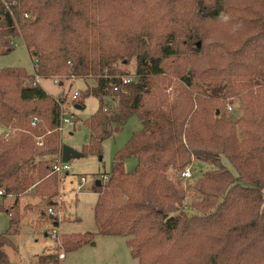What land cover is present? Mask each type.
Masks as SVG:
<instances>
[{
  "label": "trees",
  "instance_id": "16d2710c",
  "mask_svg": "<svg viewBox=\"0 0 264 264\" xmlns=\"http://www.w3.org/2000/svg\"><path fill=\"white\" fill-rule=\"evenodd\" d=\"M18 38L34 73L0 69V123L30 133L0 140V197L17 204L54 174L60 111L37 77L95 78L73 100L84 107L85 98L99 99L81 156L100 157L115 124L137 116L141 127L115 153L108 182L93 188L97 232L64 234L66 251L101 234L125 237L139 264H264V0H0V55ZM134 57L125 84L118 63ZM169 67L188 89L166 109L151 80ZM232 97L241 102L238 119L226 117ZM195 160L213 168L193 179L188 205L182 180L167 171L183 176ZM11 245L0 234V264H11ZM45 256L38 264L58 263L55 253Z\"/></svg>",
  "mask_w": 264,
  "mask_h": 264
},
{
  "label": "rangeland",
  "instance_id": "374dc122",
  "mask_svg": "<svg viewBox=\"0 0 264 264\" xmlns=\"http://www.w3.org/2000/svg\"><path fill=\"white\" fill-rule=\"evenodd\" d=\"M213 27L220 28L216 23H213ZM15 43L16 46L11 52L0 55V69L17 68L28 74H33L34 56L29 53L21 38H18ZM136 65L135 57L118 63V67L128 76L133 75ZM166 65L170 66V60H167ZM38 81L49 94L53 95L56 101L57 99L64 101L63 110L74 120V124L67 125L63 132L54 131L59 149L55 158L62 153L63 145H68L82 153L90 138L85 120L95 114L99 108V99L89 96L84 100V107L78 109L72 96L79 92L81 97V92L86 86L88 88L96 86V79L67 78L64 75H58L52 78H39ZM24 82L28 83L29 81L27 79ZM151 84L155 99L160 100L159 103L164 104L166 109H171L174 104L177 105L182 99L183 90L188 89L177 72H172L170 67L166 69L165 74L153 77ZM78 101H82V98H79ZM227 102L228 114L226 117L238 119L243 113L239 98L232 97ZM140 127L141 123L137 116L131 117L124 125L115 124L112 135L102 142L100 157L95 153H87L84 156L71 159L69 161L71 171L67 174L50 173V177H47L44 184L21 194L17 204V197L14 195L7 198L0 197V234L9 235L12 240L13 245L5 247L11 264H38L42 256L54 253L55 256H58L59 253L66 251L64 244L66 236L64 234L97 232L94 207L98 200V194L93 191V188L97 181L102 183V186L107 183L104 177L109 179L115 153L126 145L133 133ZM14 128L6 127L0 123V140L16 142L21 139L22 134L30 133L25 129ZM7 133H10L8 137ZM35 139L37 141V138ZM35 144V149L43 150L40 148L41 146ZM41 159L46 161L49 157L36 156V162L40 163ZM224 163L233 170L226 159H224ZM135 166L136 162L130 160L127 163V170L132 172ZM212 168L213 165L210 163L195 160L190 169L192 176L184 177L182 172L175 169H168L167 174L169 179L176 184L180 179L182 180V185L188 192L186 201L189 205L195 199L191 183ZM81 176L86 178L85 182L81 181ZM55 185L56 192L50 193ZM51 206L54 211L53 216L60 220L58 225L49 219L51 213L48 210ZM13 212L14 214H11ZM13 219L16 223H13ZM57 228L61 229V234L57 239H53L52 230ZM57 264L139 263L132 257L125 237L96 234L94 244L90 243L79 249L66 251L65 258Z\"/></svg>",
  "mask_w": 264,
  "mask_h": 264
},
{
  "label": "built area",
  "instance_id": "2783aa9c",
  "mask_svg": "<svg viewBox=\"0 0 264 264\" xmlns=\"http://www.w3.org/2000/svg\"><path fill=\"white\" fill-rule=\"evenodd\" d=\"M26 16H28V15H26ZM133 78H134V76H124V77H122V80H123V83L127 84V83H130L133 80ZM37 79H39V78L37 77ZM115 90H118V89L116 88ZM78 97H79V92H76L72 96V98L74 100L77 99ZM57 103H58V106H59L60 113H59V123H58V125L56 127V131L63 132L67 125L74 124V120H73V118L70 115L66 114V112L63 110L62 106H63L64 101H62L60 99H57ZM35 121H36V119H35ZM9 135H10V133L6 134L7 137ZM36 143L39 146H42L43 145V138L42 137H38ZM71 169L72 168H71L69 162H64L63 161L62 153L55 158V161H54V164H53V172L54 173L67 174L69 171H71ZM183 176L184 177L191 176L190 171L184 172ZM104 178H106L105 181L108 182V178L107 177H104ZM80 179H81L82 182L86 181V178L84 176H81ZM0 193H2V191H0ZM48 212L51 213L52 216L54 215V211H53L52 207L49 208ZM59 222H60V220H56L55 224L58 225ZM60 234H61V229L57 228V229H53L52 230L51 236L53 237V239H57L60 236ZM65 256H66L65 252L59 253V255L57 256V261L60 262L61 260H63L65 258ZM51 264H56V263H51Z\"/></svg>",
  "mask_w": 264,
  "mask_h": 264
},
{
  "label": "water",
  "instance_id": "95a60500",
  "mask_svg": "<svg viewBox=\"0 0 264 264\" xmlns=\"http://www.w3.org/2000/svg\"><path fill=\"white\" fill-rule=\"evenodd\" d=\"M200 45V44H199ZM76 108L82 109L83 107L81 105H76ZM81 156V152L75 150L74 148L64 145L62 149V159L64 162H69L73 158H77ZM96 185H100V182H96ZM50 219H54V216H50Z\"/></svg>",
  "mask_w": 264,
  "mask_h": 264
},
{
  "label": "crops",
  "instance_id": "0c3cea01",
  "mask_svg": "<svg viewBox=\"0 0 264 264\" xmlns=\"http://www.w3.org/2000/svg\"><path fill=\"white\" fill-rule=\"evenodd\" d=\"M98 182V181H97Z\"/></svg>",
  "mask_w": 264,
  "mask_h": 264
}]
</instances>
